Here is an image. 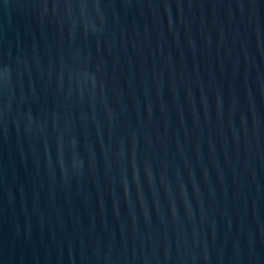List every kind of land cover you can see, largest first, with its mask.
<instances>
[{"label":"water","instance_id":"1","mask_svg":"<svg viewBox=\"0 0 264 264\" xmlns=\"http://www.w3.org/2000/svg\"><path fill=\"white\" fill-rule=\"evenodd\" d=\"M0 264H264V0H0Z\"/></svg>","mask_w":264,"mask_h":264}]
</instances>
